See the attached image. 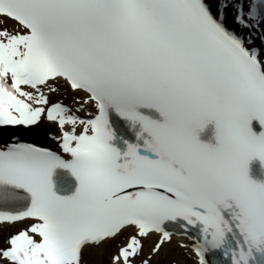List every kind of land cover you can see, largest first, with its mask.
I'll return each mask as SVG.
<instances>
[{"label":"snow or ice","instance_id":"6c2138e0","mask_svg":"<svg viewBox=\"0 0 264 264\" xmlns=\"http://www.w3.org/2000/svg\"><path fill=\"white\" fill-rule=\"evenodd\" d=\"M109 109L143 145L113 144ZM253 120L264 0H0V264H153L176 237L194 264H264ZM42 129L55 149L18 135Z\"/></svg>","mask_w":264,"mask_h":264},{"label":"bare ground","instance_id":"6f19581e","mask_svg":"<svg viewBox=\"0 0 264 264\" xmlns=\"http://www.w3.org/2000/svg\"><path fill=\"white\" fill-rule=\"evenodd\" d=\"M234 28H236L235 25H232ZM53 99H60V97L57 96H53ZM68 101H70V99H67ZM70 103V102H69ZM44 133L42 132L40 134L41 139L43 140V138L47 135H43ZM25 135L28 138L31 139H37L39 140V136L34 134V133H25ZM43 141H50L51 139L47 136L45 140ZM5 235H7V233H5ZM183 240V242L188 243V241L186 239H183L181 237H176L173 241V243L176 244V246H173V243L169 246H167L163 252L160 253V255L158 257L155 258V260L153 261V264H164L165 262H167V260L169 258H173L174 260H176L178 262V264H194L193 259L191 258V256L187 253L186 250L181 249L179 247H177V242ZM147 251V249H146ZM91 261V264H108V254L107 253H101L98 255H94L92 257L89 258Z\"/></svg>","mask_w":264,"mask_h":264},{"label":"rangeland","instance_id":"374dc122","mask_svg":"<svg viewBox=\"0 0 264 264\" xmlns=\"http://www.w3.org/2000/svg\"><path fill=\"white\" fill-rule=\"evenodd\" d=\"M65 101H67V99H66ZM173 246H176V244L173 243ZM171 261H176V260H174L173 258H169V259L167 260V262H165L164 264H170Z\"/></svg>","mask_w":264,"mask_h":264}]
</instances>
